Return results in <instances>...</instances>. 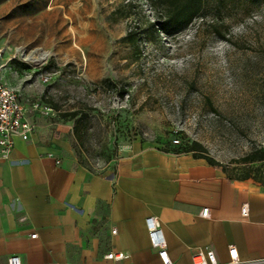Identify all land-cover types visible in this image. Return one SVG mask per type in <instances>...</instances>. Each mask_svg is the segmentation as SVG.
Listing matches in <instances>:
<instances>
[{"label": "rangeland", "instance_id": "obj_1", "mask_svg": "<svg viewBox=\"0 0 264 264\" xmlns=\"http://www.w3.org/2000/svg\"><path fill=\"white\" fill-rule=\"evenodd\" d=\"M205 12L162 33L149 0H0V80L50 108L38 117L63 125L91 170L133 142L197 143L230 178L264 182V159L247 162L264 158V0H206ZM17 49L49 57L34 67Z\"/></svg>", "mask_w": 264, "mask_h": 264}, {"label": "crops", "instance_id": "obj_2", "mask_svg": "<svg viewBox=\"0 0 264 264\" xmlns=\"http://www.w3.org/2000/svg\"><path fill=\"white\" fill-rule=\"evenodd\" d=\"M25 108L33 132L0 159V264L12 255L21 264H161L149 217L161 224L172 264H191L197 249L224 263L230 247L241 261L264 259V183L140 141L91 170L78 162L63 125ZM110 252L128 258L107 260Z\"/></svg>", "mask_w": 264, "mask_h": 264}, {"label": "built area", "instance_id": "obj_3", "mask_svg": "<svg viewBox=\"0 0 264 264\" xmlns=\"http://www.w3.org/2000/svg\"><path fill=\"white\" fill-rule=\"evenodd\" d=\"M1 57V54H0ZM3 67L0 64V69ZM31 110L48 115L52 112L50 108L39 103L31 105ZM26 108L19 100V94L13 88L3 84L0 80V159L9 160L14 147V140L19 138L27 141L33 132L34 126L25 118ZM173 145H179L178 140L173 141ZM242 215L247 216V208L243 206ZM201 216L207 218L209 210L207 208L201 211ZM145 226L150 245L157 251L161 264H172L167 251L165 237L158 219L149 217L145 220ZM115 233V231H112ZM36 233L31 234L30 238L35 239ZM107 260L121 262L128 258L124 252H110L106 256ZM6 264H21L17 255L7 258ZM191 264H264V259L253 262L241 261L236 248L228 249V261L219 262L212 250L197 249L191 255Z\"/></svg>", "mask_w": 264, "mask_h": 264}, {"label": "trees", "instance_id": "obj_4", "mask_svg": "<svg viewBox=\"0 0 264 264\" xmlns=\"http://www.w3.org/2000/svg\"><path fill=\"white\" fill-rule=\"evenodd\" d=\"M150 5L154 10L160 13V31L162 33H168L170 30H182L190 25L194 20H204L206 15V0H149ZM135 34L130 33L127 39H131ZM23 68L27 69V65L21 64ZM111 84V82H108ZM112 85V84H111ZM125 91L122 90L120 96H124ZM177 152V151H175ZM183 153H191L193 157L204 159L208 164L213 166H219L223 172L226 173L224 167L216 162L214 159L208 157L205 154L204 149L197 143H194L189 148L183 151ZM263 156H256L255 154L249 156L247 162H254L263 160ZM251 176L245 175L243 177L234 179H249ZM264 183V182H262Z\"/></svg>", "mask_w": 264, "mask_h": 264}, {"label": "bare ground", "instance_id": "obj_5", "mask_svg": "<svg viewBox=\"0 0 264 264\" xmlns=\"http://www.w3.org/2000/svg\"><path fill=\"white\" fill-rule=\"evenodd\" d=\"M16 56L23 62L36 67L42 65L49 57V54H41L39 57H36L33 54L27 53L23 49H17Z\"/></svg>", "mask_w": 264, "mask_h": 264}]
</instances>
